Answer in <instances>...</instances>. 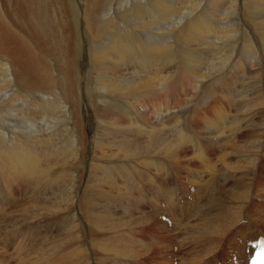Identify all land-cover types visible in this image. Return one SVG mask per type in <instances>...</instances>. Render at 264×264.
<instances>
[{
    "label": "bare ground",
    "instance_id": "obj_1",
    "mask_svg": "<svg viewBox=\"0 0 264 264\" xmlns=\"http://www.w3.org/2000/svg\"><path fill=\"white\" fill-rule=\"evenodd\" d=\"M98 1L100 0H52V4L58 12L63 11V14H65V10L68 8L69 12L66 11L70 16L65 17V20L58 19V22L54 21L56 23H54V27L59 26L61 29L67 26V28H70L72 31L70 40H74L73 46L76 45L74 48L80 53L79 57L84 58L85 55L81 42L86 47L90 45V43L88 44L83 40L87 37L85 36L86 30H83L82 27L86 28L88 26L93 31L92 35L95 40L100 42L109 41V46L95 50L91 54L93 69L99 72L97 79L95 78L96 89L102 88L103 93L113 91L114 94H119V92L129 94L132 84L125 83V86L121 87L122 84L118 83V76L116 77L114 72L117 70L116 68L123 66H129L130 69L136 63L141 66L139 68L145 73V77L141 78L140 76L139 87L136 86L139 91L164 92L174 82V78L177 80L181 75L190 72L196 75L194 78L197 82L202 83L201 86L204 85L205 95H208V92L213 95L214 91L216 97H211V94L210 97H200L202 104L195 108L198 109L196 114H192L191 111L187 112L188 109L182 110L184 107L167 113L156 112L153 125H146L145 122L140 121L133 111L137 105L136 97H116L124 99L130 104L132 106L131 110L127 109L126 105L118 104L114 97H98L96 100L93 97H86V99L83 97L82 100H79L76 95L78 90L68 80L69 76L72 78V75H70L71 67L67 66L68 64H66L65 69L60 67L62 65L61 62L58 64L57 58V61L52 60L53 64H49L47 67L46 58L49 54L45 53V40L43 39L44 44H41L38 42V36H36L38 38L37 43L31 38L29 40L21 38L15 31L11 30V24L8 25L7 21H4V17L1 16L2 11H0V60L5 62L7 66L6 70L0 69V92L2 86L7 84V94L10 96L5 101L0 98V116L6 115L10 107L11 111L16 108L15 112L10 113V115H22L24 120L26 119L31 126L37 129L35 132L26 130L27 132L21 134L17 131L22 132V129L12 131L13 127L10 129L6 123L0 125V176L7 179V184L11 183L12 186L16 184L18 186H15L16 188H22L21 185L32 186V192H40L44 195L43 199L45 200L41 203L40 208L51 210L53 214L64 217V219H59L60 228L55 224V230H44L42 233L40 229L42 234L39 235V243L30 244L29 247L26 245L27 249L30 250L25 252L28 255L31 254V258L34 259L29 260L30 255H27L28 257L25 260L29 264H63L62 261H68L73 256L82 258L83 251L86 257L89 258L88 255L91 253L92 245L82 243H86L85 240L89 242L91 229H94L100 231V235L104 238L100 240L99 237V243L97 241L93 243V240L91 243L96 244L97 246L94 247L101 248L103 252H115L119 264H127L129 261L131 262L130 259L134 261L142 255L149 254L150 256L151 252H154L153 257L160 255L164 259L157 264H175L176 262V264H247L253 252L252 243L257 241L260 236L264 237V179L262 178L264 175V29H260L259 27L262 26L258 25L253 18L254 12L264 11V0H251L252 3L249 5L252 7L247 16L259 28L257 31H260L259 42H263L261 45L258 41L251 42L250 39H243L244 37L241 45L236 44L235 39L239 37L237 35L240 30L237 28L238 32L236 28H233V22L231 25L221 28L216 23L214 15L209 14L210 17H207L204 14H199L197 16L194 12L196 4L192 3V0H177L172 5L167 0H153L151 5L144 4L145 6L140 11L152 12L150 19L148 21L144 19V21L148 25L155 22H162L164 26L170 25L165 29L170 34L166 35L167 42L165 40L162 43L156 41L153 44L151 41L150 44L143 45L140 44L141 41L137 42L134 37L129 36V33L125 31L124 28L126 27L123 25L126 22L123 21L124 24L121 25L117 18H110L109 15L105 18V20H108L109 25L104 30L107 33H104L98 27V24L103 20L97 14ZM9 2L15 5L14 9L21 3L28 14L31 12L32 3L29 0H9ZM220 2L225 3V0ZM179 5L184 6L187 13L177 19L179 10L181 11L180 7L177 8ZM39 6L41 7V5ZM8 7L10 6L8 5ZM247 9L249 10V7ZM20 10V8L16 9L17 12H20ZM213 11L215 12V10ZM41 13L43 12L41 11ZM159 13L164 15L162 16ZM31 15L33 16V12ZM34 15L36 16V14ZM140 15L142 16V12ZM236 16L238 14L235 15V18ZM133 20L136 23V17ZM144 21L142 19L143 23ZM259 21L261 20L259 19ZM47 24L49 23L45 25ZM261 24H264V22H261ZM50 27L49 24V29ZM114 28L120 29L122 32L118 34ZM127 28L129 27L127 26ZM110 34L114 38L110 39L108 37ZM171 35H173L172 39L176 45L180 42L185 45H192L193 47H191L194 48L195 44L199 45L201 41L206 39H211L212 42L218 40L219 43L225 39V46L228 48L223 47V50L221 49L217 54H214L211 70L205 71V73H201V70H188L187 64L192 61L189 59L184 61L181 68L183 72H177L173 69L175 76L172 72L169 75L166 72V76H161L162 72L158 70V67H163L162 65L169 64L177 59V55L171 49ZM89 40L92 42L93 39ZM95 40L92 43L97 45L98 42H95ZM51 41L54 42V39ZM208 43L212 44L211 42ZM184 57L185 55H183ZM187 58L189 57L187 56ZM177 61L179 60L177 59ZM75 62L77 64L78 61ZM72 66L74 65L72 64ZM228 67L229 70H227ZM231 70L232 72L236 71L235 74L239 75L236 82L242 80L241 83H237L238 85L242 84L243 97H239L241 93H237V97H235L238 86H234V84L232 88L234 86L235 90H227L228 86H225L226 90L222 87H218V89L213 87V85L215 86L220 82L223 75L232 74ZM212 72L219 75L212 74ZM205 79H207V83H204ZM61 93H65V97H61ZM38 95H54L59 98L53 104L46 100L48 105H45L47 102L35 98ZM60 98H63V100ZM218 100L221 101V107L220 105L219 107H212L217 117L214 122L213 119L211 121L205 117L207 109L203 107L209 109V106ZM76 105H79V112L75 111L77 109ZM55 108H57L56 111H54ZM42 111L46 112L40 114ZM58 111H61L62 116L59 115ZM198 112H201L202 115H199ZM77 113L79 115H76ZM188 113L196 118L203 117L204 128L202 129H205L207 134H202L199 138L194 134V131L186 130L185 126L182 125V121L187 119L186 115ZM55 114L58 125L56 129H52L54 125L47 128L45 124L40 126L36 122L41 115L46 118L48 116L54 117ZM236 115L239 116L237 119L235 118ZM70 126L71 130L68 129ZM126 126L130 128L126 130ZM187 127H189V124ZM61 133H63L62 136ZM7 135L11 138L8 139ZM154 178L159 183L158 186L156 184V187L155 185L154 187L151 186L152 188L149 190L154 193L152 198L149 197L148 199L140 194L141 196L135 199V206L127 202L132 196L131 191L133 192L134 189L139 188L144 189L143 184L141 185L142 181L149 179L151 182H155ZM185 184L189 188H191L190 184L192 187H197L200 184L198 188L202 192L201 195L198 194V189L196 193H193L192 190L195 188L189 189ZM8 186L10 189V185ZM44 187V190L41 189ZM41 190L48 192L42 193ZM57 191H61V193L57 195L55 193ZM111 199L118 200L113 201ZM105 200L111 204H103ZM120 200L124 203L120 202L119 209H117V203L114 202ZM63 204H67V207ZM145 205L150 206L152 209L149 217L145 214L147 212L143 211ZM116 210H122L118 214L129 222L121 223V218H116ZM157 216H161L160 223L165 222V219L166 221L171 219L172 230L167 223L162 222L160 226L159 220L155 219ZM40 217L47 224V216L44 214ZM243 220L246 221L243 222ZM145 222L148 226H151L152 223L155 224V228L153 226L150 228L151 241L147 245L144 241H140L135 233V230L138 229L135 227L143 225ZM48 224L50 223L48 222ZM115 228L127 231L124 236L118 234L113 237H105V233ZM139 228H142V226ZM179 228L183 229L180 232V239L174 237L173 243L168 241V238L163 237V239L156 233L161 229L162 232L165 231L168 234L169 231L172 235H176V230H179ZM35 229L38 230L37 227L23 230L22 235L35 232ZM141 231L140 229L139 232ZM250 233H254L255 238H249L251 237ZM130 238H133L138 246L134 245L135 243L132 245L131 242L133 241ZM25 240L22 243L27 242ZM12 242L13 245L15 241ZM19 245L17 246L19 247ZM23 245L19 247L21 250L25 247ZM149 245L150 247H148ZM170 245L177 248L176 253L173 250L172 252L168 251ZM134 246H136V249ZM147 250L150 251L147 252ZM14 251L17 255L16 250ZM204 253L205 255H203ZM16 255L14 254L13 257ZM81 258L76 263L82 262ZM154 259L153 264L156 263H154ZM101 263H104V261Z\"/></svg>",
    "mask_w": 264,
    "mask_h": 264
},
{
    "label": "rangeland",
    "instance_id": "obj_2",
    "mask_svg": "<svg viewBox=\"0 0 264 264\" xmlns=\"http://www.w3.org/2000/svg\"><path fill=\"white\" fill-rule=\"evenodd\" d=\"M21 1V0H20ZM29 0L32 6V8L30 9V13L28 14V12L24 9L23 5L20 3V5L16 6L17 8L14 9L15 5L12 4V2H9V0H0V11H2L1 13V16L4 17V21L10 25V28L11 30L15 31L16 34L18 36H20L21 38H26L27 40H29L30 38L31 39H34L35 42L37 43L38 41V38L36 36L39 37V41L41 44H44V40H45V53L48 55L47 58H46V62H47V67L48 65H52L53 62L52 60L56 58L58 59V64L59 62H61V65L60 67H66V64H68L67 66H70L71 67V72H70V75H72V78L71 76L68 77V80L72 82L73 84V87L75 89H77L78 93H76L77 97H79V100H82L83 97H93L94 100H96V98L98 97H114L115 100L118 102V104H121V105H126L125 107L127 109H132V106L130 104H128L124 99H119V98H116V97H136L137 99V105H136V108L133 109V111L136 113V115L139 117L140 121H143L145 122L146 125H153L154 124V121L156 119V112L157 113H167L168 111H177V110H185V109H188L187 112H190L192 114H196L198 109H195L196 107L198 108L200 106V104H202V101H200V97H210V94L212 95L211 92H208V95H205L204 94V85L201 86L202 83H199L197 82V80L194 78L196 75H194V73H190V72H185L186 76L185 75H181V77L177 80H175L176 78H174V82L171 83L170 87L167 88L166 91L164 92H159V91H152V92H148V91H144V90H138L137 87H139L138 85V82H139V79H141L142 77H145V73L141 71V69L139 67H141L140 65H137L136 63H134L133 66L130 67L129 69V66L125 67H120V68H116L117 72L115 71L114 73L116 74V78L115 75V79L118 80V83L119 84H122L121 87H124L125 83H128V84H132V89H131V92H129V94L127 93H123V92H119V94L117 93H113V91H108V92H105L103 93L102 91V88H99V89H96L95 87V81L97 79V76L99 75V72H96L95 69H93V63L91 61V54L95 52V50H99V49H102L103 47L106 48L109 43V41H97L93 38V35H92V30H90V28H88V26L85 27H82L83 30H86V34L85 36L87 37V39H83L85 40L86 42H88V44L90 43V45H87L84 46L83 42H81L82 44V49H84L85 51V55H84V58L82 57H79V52L76 48H74L76 45L73 46V43H74V40H70V35L72 34L70 28L67 26L65 28H61L59 26H57V28L54 27V21L58 22V19H62V20H65V17L68 18L70 16L69 13H67L68 11V8H66L65 10V14H63V11H60L58 12L57 9L53 6L52 4V0ZM84 1V0H83ZM100 0L98 1V7H96V9L98 10L97 11V14H98V17L100 19H103L102 22L100 24H98V27L100 29L103 30L104 33H107L105 30L106 26L109 25V22L108 20H105L106 17H109L110 18H117V20L120 22L121 25H123L125 22V24L123 26H125L126 28L125 31L129 33V36H132L135 38V40L138 42H140V44H150L151 41L153 44H155V42L157 41L158 43H162L164 40L165 42H167V31L165 30L167 27H169L170 25H166L164 26V24L162 22H155L154 24H151V25H148L145 21V20H149L150 19V15H152V12H147V11H140L142 9L143 6H145L144 4H152V1L153 0ZM177 0H167V2H171V5L172 3L175 4ZM201 1V2H200ZM192 0V3H195L196 4V9L194 12L196 13V15L198 16L199 14H204L206 15L207 17H210V15H214L215 18H216V23L221 27V28H224L225 26H228V25H233V28H236V30L239 32V34L237 36H239L238 38L236 37L235 41H236V44H242L243 42V39L247 38L252 41H260V31H257L259 28L260 29H264V24H261V22L263 23L264 22V11L263 12H254L253 13V18H254V21H256V23L262 27H259L258 26H255L254 25V22L252 23L251 19L249 20L248 19V13H250V8L252 7L251 5H249L251 2L248 1V0H234L236 1L237 3H235L233 0H225V3H222L220 1L222 0ZM210 1V2H209ZM229 1V2H228ZM49 2H51V4H49ZM151 2V3H150ZM224 2V1H223ZM228 2V4H227ZM245 4H244V3ZM103 3V4H102ZM135 3V4H134ZM198 3V4H197ZM208 3V4H207ZM215 5H213V4ZM64 4V3H63ZM82 4V3H81ZM206 4V5H205ZM212 4V5H211ZM227 4V5H226ZM244 6H242V5ZM8 5L10 7H8ZM13 7H12V6ZM22 5V6H21ZM38 5V6H37ZM41 5V7L39 6ZM45 9H44V7ZM52 5V6H51ZM198 5V6H197ZM51 6V7H50ZM135 6V7H134ZM203 6V7H202ZM221 8H220V7ZM23 7V8H22ZM43 7V8H42ZM47 7V8H46ZM50 7V8H49ZM122 7V8H121ZM181 8V11L179 10V15H177V19L181 18V16H185V14L187 13V10L185 9L184 6H177V8ZM210 7V8H209ZM236 9H235V8ZM247 7H249V10L247 9ZM21 9L20 12H17L16 9ZM52 8V9H51ZM119 8V9H118ZM129 8V9H128ZM137 8V9H136ZM184 8V9H183ZM199 8V9H198ZM214 8V9H213ZM219 8V9H218ZM239 8V9H238ZM242 8V9H241ZM245 8V10H244ZM44 9V11H43ZM104 9H105V12H104ZM118 9V11H117ZM198 9V10H197ZM217 9V10H216ZM222 9V10H221ZM227 9V10H226ZM46 10V11H45ZM132 10V11H131ZM200 10V11H199ZM215 10V12L213 11ZM242 10V11H241ZM248 10V11H247ZM41 11L43 13H41ZM111 11V12H110ZM186 11V12H185ZM208 11V12H207ZM213 11V12H211ZM217 11V13H216ZM219 11V12H218ZM238 11V12H236ZM247 11V12H246ZM33 12V16L31 15V13ZM39 12V13H38ZM47 12V13H46ZM58 12V13H57ZM69 12V11H68ZM132 14H130V13ZM142 12V16H146V17H143L140 15ZM143 12H146V13H143ZM202 12V13H201ZM236 12V13H235ZM243 14H242V13ZM62 17H60L61 15ZM123 13V14H121ZM127 13V14H126ZM149 13V15H148ZM184 13V14H183ZM213 13V14H212ZM228 13V14H227ZM235 13V14H234ZM257 13V14H256ZM36 14V16L34 15ZM40 14V16H39ZM42 14V15H41ZM46 14V15H44ZM125 14V15H124ZM147 14V15H146ZM160 14V13H159ZM236 18H235V15H237ZM261 14V15H260ZM28 15V16H27ZM58 15V16H57ZM60 15V16H59ZM104 15V16H103ZM109 15V16H108ZM120 15V16H119ZM160 15H164V14H160ZM232 15V16H231ZM241 15V16H240ZM246 15V16H245ZM258 15V16H257ZM26 16V17H25ZM35 16V17H34ZM122 17V18H119V17ZM127 16V17H126ZM139 16V17H138ZM218 16V17H217ZM221 16V17H220ZM230 16V17H229ZM263 16V17H262ZM40 17V19H39ZM43 17V18H42ZM136 17V23H135V20H133V18ZM159 17V16H158ZM239 17V19H238ZM13 18V19H12ZM57 18V19H55ZM139 18H141L139 20ZM221 20H220V19ZM226 18V19H225ZM244 18V19H243ZM122 19V20H121ZM138 19V20H137ZM142 19L144 21V23L142 22ZM225 19V21H224ZM259 19L261 21H259ZM126 20V21H125ZM245 20V21H244ZM247 20V21H246ZM38 21V23H37ZM46 21V22H45ZM124 21V23H122ZM130 21V22H129ZM137 21H138V24H137ZM224 21V22H223ZM242 21V22H241ZM10 22V23H9ZM24 22V23H23ZM52 22V23H51ZM220 22V23H219ZM239 24H238V23ZM244 22V23H243ZM260 22V23H259ZM46 23H49L51 25L50 29H49V24L45 25ZM129 23H130V26H129ZM142 23V25H141ZM160 23V24H159ZM225 25H224V24ZM227 23V25H226ZM229 23V24H228ZM235 23V24H234ZM242 23V24H241ZM42 24V25H41ZM44 24V25H43ZM56 24V23H55ZM136 24V25H135ZM146 24V26H144ZM170 24V23H169ZM246 24V25H245ZM252 24V25H251ZM45 26V27H44ZM54 28H53V27ZM127 26L129 28H127ZM239 26V27H237ZM246 26V27H245ZM251 26V27H250ZM254 26V27H252ZM59 27V28H58ZM139 27V28H137ZM243 27V29H242ZM52 28V29H51ZM67 28V29H66ZM162 28V29H161ZM239 30H238V29ZM37 29V30H36ZM59 29V30H58ZM66 29V30H65ZM69 29V30H68ZM115 29V28H114ZM253 29V30H252ZM139 30V31H138ZM243 30V31H242ZM247 30V31H246ZM63 31V32H62ZM67 31V32H66ZM115 31L119 34L122 32V30L120 29H115ZM253 31V32H252ZM28 32V33H27ZM32 32V33H31ZM84 32V31H83ZM149 32V33H148ZM245 32V33H244ZM251 32V33H250ZM255 32V34H254ZM264 32V31H263ZM262 32V33H263ZM30 33V34H29ZM39 33V34H37ZM67 33H70V34H67ZM140 33V34H139ZM164 33V34H162ZM35 34V36H34ZM60 34V35H59ZM149 34V35H148ZM170 34V33H169ZM241 34V35H240ZM258 34V35H257ZM26 35V36H25ZM28 35V37H27ZM30 35V36H29ZM59 35V36H58ZM152 35V36H150ZM254 35V36H253ZM34 36V37H33ZM41 36V38H40ZM69 36V37H68ZM249 36V38H248ZM259 36V37H258ZM63 37V38H62ZM65 37V38H64ZM110 39L114 38L112 34H110L108 36ZM173 35H171V39H172ZM244 37V38H243ZM251 37V38H250ZM258 37V38H257ZM46 38V39H45ZM138 38V39H137ZM243 38V39H242ZM40 39H44L43 41L40 40ZM54 39V42H52L51 40ZM89 39H93L95 40V42H98L97 45H95L93 40L92 42L89 40ZM155 39V40H154ZM88 40V41H87ZM207 40V41H206ZM205 41H201V43L203 44H199V45H196L195 44V47L192 48L193 46L192 45H185L183 43H180L178 42V44L176 45V43H174V40H170V45H171V49H172V52L175 53V55H177V59L179 61H177V59L169 64H166V65H162L163 67L159 66L158 70L161 71V76H166V74L168 73V75L170 74V72L173 73V76H175V72H173V69L174 71H181L183 72V70L181 69L182 66L184 65V61L185 60H189L191 59L192 61L194 62H190L191 64L194 63V64H190L188 63L187 64V68L188 70L192 69V70H198V71H202L201 73H205V71H209L211 70V65L213 64L212 61L214 59V54L219 51H221V49L223 50V47H227L225 46V39L219 43L218 40H212L211 39H206ZM246 40V39H245ZM58 42V43H56ZM66 42V43H65ZM208 42H211L213 46L210 45V43H207ZM181 45H180V44ZM219 43V44H217ZM260 45L263 44V42H259ZM103 44V45H102ZM107 44V45H106ZM176 46H175V45ZM224 44V45H223ZM102 45V47H100ZM174 45V46H173ZM216 45V46H215ZM218 45V47H217ZM178 46V48H177ZM188 46V47H187ZM192 46V47H191ZM210 46V47H209ZM221 46V47H220ZM69 47V48H68ZM73 47V48H72ZM181 47V48H180ZM186 47V48H185ZM57 48V49H56ZM202 48V49H201ZM215 48V49H214ZM217 48V49H216ZM228 48V47H227ZM48 49V50H46ZM176 49V50H175ZM209 49V50H208ZM180 50V51H179ZM214 50V51H213ZM217 50V51H216ZM75 51V52H74ZM77 51V52H76ZM179 51V53H178ZM194 51V52H193ZM216 51V52H215ZM87 52V53H86ZM192 52V53H191ZM213 52V53H212ZM63 53V54H62ZM69 53V54H68ZM180 53H182V55H180ZM189 53V54H187ZM212 53V54H211ZM211 54V55H210ZM55 55V56H54ZM63 55V56H62ZM66 55V56H65ZM180 55V56H179ZM183 55H185V57L183 58ZM194 55V56H193ZM205 55V56H204ZM182 56V58H181ZM187 56L189 58H187ZM217 56V55H215ZM59 57V58H58ZM77 57V58H76ZM180 57V58H178ZM200 57V58H199ZM204 57V58H203ZM218 57V56H217ZM83 59V60H82ZM197 59V61H196ZM49 60V61H48ZM60 60V61H59ZM69 60V61H68ZM78 61L77 64L75 61ZM68 61V62H67ZM80 61V62H79ZM49 62V63H48ZM183 62V64H182ZM204 62V63H203ZM0 69L2 70H6L7 66H6V63L1 61L0 60ZM206 63V64H205ZM72 64L74 66H72ZM175 64V65H173ZM129 65V64H128ZM135 66V67H134ZM180 66V68H179ZM205 67V68H204ZM92 68V69H91ZM165 68V70H164ZM169 68V69H168ZM172 68V70H171ZM197 68V69H196ZM202 68V69H201ZM204 68V70H203ZM138 69V70H136ZM163 69V70H162ZM177 69V70H176ZM180 69V70H179ZM217 70V68H216ZM229 70V67L228 69ZM86 71V72H85ZM169 71V72H168ZM235 71V70H233ZM84 72V73H83ZM130 72V73H129ZM139 72V73H137ZM164 72V74H163ZM167 72V73H166ZM193 72V71H191ZM232 72V70H231ZM119 73V74H118ZM133 73V74H132ZM215 75H219V74H216V72H212V74ZM234 73V75H232ZM235 72H232V74L230 73H227L225 75L222 76L220 82L218 84H215V86L213 85V87H215L216 89H218V87H222L223 89H225V86L228 89H234L235 90V87L234 86H238V90H236V94H235V97H237V93H241L239 97H243L242 93L243 91V88H242V84H239L238 83H241L242 80L240 82H236V79L239 78V75L238 74H235ZM55 74V73H54ZM86 74V75H85ZM141 74V75H140ZM192 74V75H191ZM57 75V74H56ZM74 75V76H73ZM88 75V76H87ZM131 77H129V76ZM167 75V76H168ZM86 76V77H85ZM137 76V77H136ZM141 76V78H140ZM184 76V77H182ZM125 77V78H123ZM134 77V78H133ZM136 77V78H135ZM189 77V78H188ZM91 78V79H90ZM96 78V79H95ZM121 78V79H120ZM128 78V79H127ZM133 80H132V79ZM76 79V81H75ZM78 79V80H77ZM95 79V80H94ZM125 79V80H123ZM191 79V80H190ZM210 81L211 79L208 78ZM93 82H92V81ZM185 80V81H184ZM229 82H228V81ZM231 80V81H230ZM234 80V81H233ZM121 81V82H120ZM125 81V82H123ZM135 84H134V82ZM209 81V82H210ZM229 83H227V82ZM207 79H205L204 83H207ZM225 82V83H224ZM232 82V83H231ZM78 83V84H77ZM203 83V84H204ZM231 83V84H230ZM6 84V83H5ZM134 84V85H133ZM234 84L233 88H232V85ZM1 85V84H0ZM7 85V84H6ZM6 85H3L2 86V91L0 92V98H3L4 101L5 100H8L10 98V96L7 94V89H6ZM124 85V86H123ZM223 85V86H222ZM230 85V86H229ZM134 86V87H133ZM137 86V87H136ZM82 87V88H81ZM200 87V88H199ZM65 85H64V89H65ZM240 89V90H239ZM95 90V91H94ZM226 90V89H225ZM6 91V92H5ZM59 91V90H58ZM75 92V90H74ZM91 92V93H90ZM107 93V94H106ZM122 93V94H121ZM221 93V92H220ZM107 96H106V95ZM109 94V95H108ZM64 95H66L65 93H61V97H65ZM91 95V96H90ZM100 95V96H99ZM101 95H104V96H101ZM118 95V96H117ZM214 91H213V95L211 97H216L214 96ZM95 96V97H94ZM223 96H225L223 94ZM24 97V96H23ZM226 97V96H225ZM36 99L40 100V101H45L47 102L45 105H48V101L50 104H53L55 103L57 100H58V96H54V95H38L37 97H35ZM113 98V99H114ZM61 99V98H60ZM48 100V101H46ZM63 100V98L61 99ZM93 100V99H92ZM52 101V102H50ZM54 101V102H53ZM194 101V102H193ZM197 101V102H196ZM148 103V104H147ZM216 103V104H215ZM215 103H213L211 106H209V109L208 107H203L204 109H207V111L205 112L206 114V118L208 120H211L214 122L216 121L217 117H216V112L214 110V108L212 107H219V105L221 104V101L218 100L216 101ZM78 104V103H77ZM193 104V105H192ZM210 104V103H209ZM77 106V105H76ZM131 106V107H130ZM151 106V107H150ZM180 107V108H179ZM221 107V105H220ZM222 109V108H221ZM16 110V108L13 109V111H11V107L7 110V114H3L0 116V125L2 126L3 124H7L8 127L11 129L13 127V129H11L12 131H14V129H22L21 131L22 132H19L17 131L18 133H23V132H27L26 130H28V132H35L37 129L34 128V126H31V124L29 122H27V120L23 119V116L22 115H18V114H11L10 113H14ZM57 108H55L54 111H56ZM139 110V111H138ZM226 110V109H224ZM76 112H79L80 111V108H79V105L77 106V109H75ZM46 112V111H45ZM44 111L40 112V114H43L45 113ZM59 112V115L62 116V113L61 111H58ZM63 112V111H62ZM39 114V115H40ZM190 116V113H188L186 116H187V119L185 121H182L183 122V126H185L186 130H192L194 131V134L201 138V135L202 134H207V131L205 129H202L204 128V125H203V117H194V116ZM199 115H202L201 112H198ZM209 114V115H208ZM5 115V116H4ZM76 115H79V113H77ZM8 116V117H7ZM17 117V118H15ZM22 117V118H20ZM185 118V116H183ZM209 117V118H208ZM213 117V118H212ZM237 117H239L238 115L235 116V118L237 119ZM6 118V119H5ZM50 120H49V119ZM196 118V119H195ZM45 119V120H44ZM52 119V120H51ZM213 119V120H212ZM10 120V121H9ZM50 122H49V121ZM201 120V121H200ZM22 121V122H20ZM45 121V122H44ZM18 124H17V123ZM36 122H38L37 124H40V126H43L45 124V126L48 128V127H52V129H56L58 128V125H57V116L55 114L54 117H51V116H48V117H44V115H41L37 118ZM42 122V124H41ZM54 122V123H53ZM56 122V123H55ZM187 124H186V123ZM193 122V123H192ZM14 123V124H13ZM24 123V124H23ZM27 123V124H26ZM23 124V125H22ZM30 124V125H29ZM48 124V125H47ZM189 124V127H187ZM12 125V126H11ZM27 125V126H26ZM23 126V127H22ZM130 126V125H129ZM129 126H126V130H128L130 127ZM203 126V127H202ZM71 126L68 128L69 130ZM166 129V128H165ZM201 130V131H200ZM132 131V130H131ZM201 133V134H200ZM63 133H61V136H62ZM59 136V135H57ZM7 138L10 139L11 137L9 135H7ZM197 140V139H196ZM200 140V139H199ZM182 164V163H181ZM185 164V163H183ZM152 174V172H151ZM264 174V173H263ZM0 179L1 183H0V264H29L25 259H27L26 257H28L30 255V259L29 260H33L34 258H31V254H27V250H30V249H27L26 245L31 246L32 244L34 243H39L40 241V234L43 233V231L47 230V231H51V230H55V226L57 225L58 228H60L61 225L60 224V220L61 218L64 219V217H60L58 215H55L52 213L51 210H45L43 208H40V205H42L41 203L45 200L43 199L44 195H42L40 192H32L33 191V187L32 186H28V185H21L22 188H16L15 186H17L16 184H13L14 186H12L11 183L7 184V179L4 177V176H0ZM6 179V182H5V179ZM262 178L264 179V175L262 176ZM147 180V179H146ZM144 180V182L142 181L141 182V185L143 184V188H139V189H134V191L132 193V196H130V200L127 201L128 203L130 202L132 205L135 206V199L138 198L139 196H145L146 198L149 199V197L152 198V195L154 194L153 191H149L152 187H156V184L158 186V183L159 181L154 178L155 182H151L149 179V181L147 180ZM160 180V179H159ZM5 182V183H4ZM148 182V183H147ZM157 182V183H156ZM4 184V185H3ZM146 184V185H144ZM151 184V185H150ZM7 185H10V189H9V186L7 187ZM187 187L188 185L185 184ZM152 186V187H151ZM200 184L197 186V187H192V185L190 184V187L189 189H192V188H195L194 190H192L193 193H196L197 192V189H198V194L201 195V191H199V187ZM7 187V188H6ZM15 187V188H14ZM18 187V186H17ZM149 187V188H148ZM18 189V190H17ZM20 189V190H19ZM22 189V190H21ZM41 189H45L44 188H41ZM41 190L42 193H47L48 191L45 190V192ZM144 191V192H142ZM29 192V193H28ZM135 192V193H134ZM34 193V194H33ZM57 195H59L61 193V191H57L55 192ZM59 193V194H58ZM139 193V194H138ZM147 193V194H146ZM23 194V195H22ZM55 194V195H56ZM134 194V195H133ZM141 194V195H140ZM146 194V195H145ZM15 195V196H14ZM116 195H118V193H116ZM136 195V196H135ZM149 195V196H148ZM42 198V199H41ZM120 199V198H119ZM113 201H116L118 199H111ZM132 200V201H131ZM17 201V202H16ZM31 202V203H30ZM33 202V203H32ZM120 202H123V201H117V202H114L117 206V209H119V206H120ZM109 202H107L106 200L103 201V204H107L108 205ZM124 203V202H123ZM111 204V203H109ZM63 206L67 207V204ZM27 209V210H26ZM4 210V211H3ZM66 210V209H65ZM64 210V212H65ZM115 210V209H114ZM148 210V211H147ZM152 209L150 208V206L148 205H145L143 207V211L147 212L145 213L148 217L150 216L151 214V211ZM40 211V212H39ZM116 218L122 220L121 223H124V222H129L128 220H126L124 217H121L118 213L122 210H116ZM46 215L47 218H48V222L50 224H47L44 222V220L42 219V217H40V215ZM9 217H8V216ZM136 215V213H135ZM163 216H165L164 213H162ZM161 215V216H162ZM161 216H157L155 219L158 221L159 220V225L161 226L162 222L163 223H167L169 226H170V229L172 230V221L171 219H168V221H166L165 219V222L162 221L160 223V218ZM11 217V218H10ZM40 217V219H39ZM56 217V218H55ZM168 217V216H166ZM2 218V220H1ZM123 218V219H122ZM12 219V220H11ZM55 219V220H54ZM60 219V220H59ZM6 220V221H5ZM39 220V221H38ZM125 220V221H124ZM33 221V222H32ZM246 220H243V222H245ZM21 222V223H20ZM36 222V223H35ZM38 222H40L38 224ZM44 222V223H43ZM33 227H37V229H35V232H30L28 233L27 235L30 237H28L27 235H22V231L23 230H28V229H31L33 227H31L32 225ZM43 223V224H41ZM146 223V222H145ZM143 224V225H138L139 227L142 226V228H139L138 226H136L135 228H138L136 229L135 233L138 237V239H140V241H144V243L147 245L150 243V234H151V227L153 226L154 227V223H152L151 226H148L147 223L146 224ZM27 224V225H26ZM38 224V225H37ZM56 224V225H55ZM14 225V226H13ZM121 225V224H119ZM42 226V227H41ZM28 229H27V228ZM45 227V228H44ZM50 227V228H49ZM144 227V228H143ZM43 228V229H42ZM118 228V227H117ZM113 229L112 231H108V233H105V237H113V236H117L118 234H123V236L125 235V232L127 231H121V228L119 229ZM134 228V229H135ZM155 228V227H154ZM153 228V229H154ZM42 231H41V230ZM140 229L142 230L141 232ZM120 230V231H118ZM130 230V229H129ZM146 230V231H145ZM155 230V229H154ZM10 231V232H9ZM15 231V233H14ZM20 231V232H19ZM42 233H41V232ZM116 231V232H114ZM131 231V230H130ZM138 231V233H137ZM183 231V229L179 228V230L177 229L176 230V235L173 234L171 232L168 231V234L164 232H162L161 229H159V232H156L157 235H160L161 238L165 237V238H168L167 240L168 241H171L173 243V239H175L176 237H178V239H180V232ZM119 232V233H118ZM124 232V233H123ZM179 232V233H178ZM264 232V231H263ZM10 233V234H9ZM13 233V234H12ZM65 233H66V230H65ZM99 235H98V234ZM134 233V234H135ZM144 233V234H143ZM178 233V234H177ZM17 234V235H16ZM20 234V235H19ZM33 236H32V235ZM114 234V235H113ZM167 234V235H166ZM11 237H9V236ZM175 235V236H174ZM178 235V236H177ZM251 237L249 238H255V234L254 233H250L249 234ZM24 236V237H23ZM93 236V237H92ZM100 237V240H102L104 237L100 235V231H95L94 229H91V235H90V239H89V242L86 241L85 239V242L86 243H82V244H88V245H92V248H91V253L88 255L89 258L86 257L85 255V252L81 251L84 255H82V258L81 257H77L76 258L73 256V257H70L68 261H62L64 262L63 264H119V262L117 261L118 260V256L115 254V252H108V251H102L101 248H98L97 247H94V246H97L96 244H93L95 243L96 241L98 242L99 241V238ZM175 237V238H174ZM5 238V239H4ZM13 238V239H12ZM29 238V239H28ZM97 240H95V239ZM171 238V239H170ZM9 239V240H7ZM12 239V240H11ZM17 239V240H16ZM26 239V240H25ZM133 242H131V244L133 245L135 243L134 239L133 238H130ZM164 239V238H163ZM27 241V242H23L22 241ZM93 240V243H91V241ZM12 241H15L14 244L12 245ZM21 241V243H20ZM38 241V242H37ZM4 244H3V243ZM6 243V244H5ZM29 243V244H28ZM99 243V242H98ZM10 244V245H9ZM25 245L24 249L21 250L19 247L20 245ZM31 244V245H30ZM200 244H202L200 242ZM8 247H6V246ZM19 245V247L17 246ZM23 245V246H24ZM136 245V243L134 244ZM174 245V244H173ZM173 245H170V250L168 249L169 252H172V250L175 252V250L177 249L176 247H174ZM4 246V247H3ZM138 246V245H136ZM134 246V248L136 247ZM172 246V248H171ZM188 246V245H187ZM191 246V244H190ZM188 246V247H190ZM17 247V248H16ZM150 247V245L148 246ZM2 248V249H1ZM14 248V249H13ZM4 249V250H3ZM136 249V248H135ZM148 249V248H147ZM16 250V252L18 253L16 255V253H14ZM101 251V252H98V251ZM190 250V249H189ZM4 251V252H3ZM25 253H24V252ZM150 251V250H149ZM147 250V252H149ZM159 251V250H158ZM157 251V252H158ZM23 252V254L21 255V253ZM145 252V251H144ZM16 256L13 257L14 254ZM105 253V254H104ZM146 253V252H145ZM26 254V256H25ZM94 254V255H93ZM100 254V255H99ZM153 254L154 252H151L150 256L149 254L148 255H142L139 259L137 260H134L131 262H127V264H153V259H154V263L157 264V263H161L164 259L158 255L157 257H153ZM7 255V257H5ZM19 255V256H18ZM21 255V256H20ZM28 255V256H27ZM180 255H181V251H180ZM205 255V253L203 254ZM25 256V257H24ZM103 256V257H102ZM105 256V258H104ZM148 256V257H147ZM3 257V258H2ZM18 257V258H16ZM21 257V258H20ZM69 257V256H68ZM96 257V258H95ZM102 257V258H101ZM22 259L20 261V259ZM24 258V259H23ZM81 258V261L82 262H79V263H76L78 262V259ZM93 260H91V259ZM181 258V256H180ZM179 258V259H180ZM77 259V260H76ZM89 259V260H87ZM96 259V260H95ZM102 259V261H101ZM110 259V261H109ZM114 259V260H113ZM4 260V261H3ZM107 262H106V261ZM104 263H101L103 262ZM115 261V262H114ZM174 263L176 262L175 259L173 260ZM21 262V263H20ZM95 262V263H94ZM177 263V262H176ZM175 263V264H176Z\"/></svg>",
    "mask_w": 264,
    "mask_h": 264
}]
</instances>
